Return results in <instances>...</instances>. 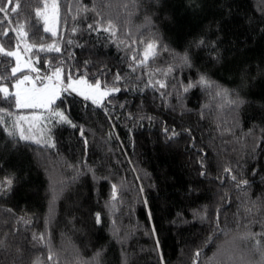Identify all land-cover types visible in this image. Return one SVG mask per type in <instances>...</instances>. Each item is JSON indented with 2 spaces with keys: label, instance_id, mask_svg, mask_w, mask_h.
<instances>
[{
  "label": "trees",
  "instance_id": "1",
  "mask_svg": "<svg viewBox=\"0 0 264 264\" xmlns=\"http://www.w3.org/2000/svg\"><path fill=\"white\" fill-rule=\"evenodd\" d=\"M46 1L0 0V85L115 91H61L45 134L0 93V264H264V0H56L58 34Z\"/></svg>",
  "mask_w": 264,
  "mask_h": 264
},
{
  "label": "snow or ice",
  "instance_id": "2",
  "mask_svg": "<svg viewBox=\"0 0 264 264\" xmlns=\"http://www.w3.org/2000/svg\"><path fill=\"white\" fill-rule=\"evenodd\" d=\"M6 2L10 5L11 0H6ZM55 7L56 5L55 3H53V8L55 9ZM11 10L13 13H15L16 7H12ZM6 12H7L6 7H0V14H6ZM37 14H39V10H37ZM89 27H91V25ZM104 30L112 31V26L109 25V27ZM53 34H55L54 31H53ZM4 35L6 36L7 32H5ZM200 43H203V41H201ZM157 46L158 45L156 44V42H149L147 44L145 51L143 53L145 60L148 59L150 55H155V49ZM50 47H53V46H50ZM55 50L58 52L59 48H56ZM0 51H3V49L0 48ZM4 54L9 57L17 56V53L15 51L5 52ZM133 59H135V57H133ZM182 59L184 60L185 63H187L188 58L186 55L182 57ZM140 63H143V61H141ZM11 71L15 73L19 71V68L18 67L13 68ZM60 72L61 70L58 68L53 73V76H55L57 82H60ZM46 79L51 80L52 77H47ZM117 79H119V76H117ZM28 80H29V77L24 76L22 80L17 81L15 87L19 88L20 85H22L23 83H25V81H28ZM84 83L85 82L83 80L73 81L69 83L66 87H64L62 90L58 89L55 85H51V84H45L42 89H36L35 86L33 85V88L30 90V94L26 93L22 96L20 92L15 93L16 106L20 108H33V107L48 108L49 106L54 105L57 99H60L61 103H66V100L60 95L61 91H63L64 93H67L68 95H71L72 93L75 92L79 96H81L84 100L86 101L90 100L92 104H98L101 97L109 94L107 92H100L99 82H97L94 86L89 85L87 90L81 89L79 87L80 85H83ZM199 83L207 85L208 81L205 79V77L201 76ZM189 87H191V85H189ZM8 91L9 90L6 87L0 88V93H3L5 98H7L8 96ZM53 115L56 117H59L61 123H67L71 125V121L67 119V117L64 115L63 112H53ZM72 126L75 127V125H72ZM8 135L13 136L14 134L12 132H9ZM15 135H18L19 139L23 141L33 140V137L24 135V130L22 128H20L19 131ZM35 142L39 143L40 141H35ZM50 146L54 147L55 145L52 144ZM233 179H235V177H233ZM4 183L10 187L12 184V181L10 179H6ZM244 183L247 184V181H244ZM97 222L99 223V214H97ZM40 239H43V234H41ZM99 255L100 253H97V257L94 258L97 260V264H98ZM196 255L199 256V252H197ZM49 259H51V257H49ZM89 264H92V262H89Z\"/></svg>",
  "mask_w": 264,
  "mask_h": 264
},
{
  "label": "rangeland",
  "instance_id": "3",
  "mask_svg": "<svg viewBox=\"0 0 264 264\" xmlns=\"http://www.w3.org/2000/svg\"><path fill=\"white\" fill-rule=\"evenodd\" d=\"M53 3H55V5H56L55 9L53 8ZM42 15H43V19L47 25V28L50 29L49 31L51 33H53V31H54L55 34H58V31H59V19H58L59 18V10H58L57 1L56 0H47L45 2L44 8L42 10ZM22 43L23 44L21 47H17L14 50L17 53V56L14 57L15 58V65L13 68H17V67L19 68V71L15 72V73L22 72V71L27 70L29 68L34 69L33 61L30 58L29 53H28L29 52L28 46L23 41H22ZM24 76H28L29 80L25 81V83L20 85L19 88H16L15 85H16L17 81L22 80ZM50 77H52L51 80L45 79L44 84L39 85L36 83V78L32 74L27 73V74L23 75L22 77H20L15 82L14 89H10L9 86H7V85H0V88H3V87L8 88V90H9L8 94H10L11 91L12 92L14 91L15 93L20 92L21 95L23 96L26 93L30 94V90L33 88V85L35 86L36 89H42L45 84H51V85H55L58 89L62 90L64 87H66L69 83H71L73 81L83 80L85 83L83 85H80L79 87L81 89L87 90L89 85L94 86L96 84V83L89 82L86 78H83V77L73 78L70 81L65 82L62 80V71L60 72V82H57L55 76H53V73L51 74ZM99 85H100V92H107L109 94L111 92H113L112 89L102 87L100 83H99ZM108 95L101 97L99 103H101ZM33 108H39L38 112L37 111L24 112L20 115V120H22L25 123L27 122L29 128L36 127L40 131V133L45 134V128L43 126H41L40 124L46 123L45 119H46L47 115L45 114V111H42V110H45L47 108H45V107H33ZM36 139H38V138H36ZM6 190H7L6 185L3 183V181H0V195H3Z\"/></svg>",
  "mask_w": 264,
  "mask_h": 264
}]
</instances>
